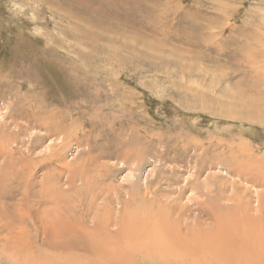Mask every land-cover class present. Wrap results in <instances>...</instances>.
Segmentation results:
<instances>
[{"label":"rangeland","instance_id":"374dc122","mask_svg":"<svg viewBox=\"0 0 264 264\" xmlns=\"http://www.w3.org/2000/svg\"><path fill=\"white\" fill-rule=\"evenodd\" d=\"M99 1L0 0V197L9 194L0 205L7 220L17 215L9 206L31 213L19 217L18 263L9 255L17 242L0 229V264H93L89 246L64 253L42 242L41 213L56 205L67 224L78 220L74 229L118 243L132 215L178 220L188 237L210 227L211 204L222 211L238 196L234 205L248 201L257 215L258 193L255 230L264 232V0ZM234 162L255 179L239 178ZM260 243L255 264H264ZM141 256L132 264L166 262ZM173 257L189 264L191 254Z\"/></svg>","mask_w":264,"mask_h":264},{"label":"bare ground","instance_id":"6f19581e","mask_svg":"<svg viewBox=\"0 0 264 264\" xmlns=\"http://www.w3.org/2000/svg\"><path fill=\"white\" fill-rule=\"evenodd\" d=\"M79 1L87 2L89 4H92L93 3V0H79ZM100 1H99V3H100ZM103 9L105 10V8H103ZM106 9L108 10V8H106ZM82 10H84V8ZM94 17H97V16L94 15ZM98 17L100 18V16H98ZM1 135H2V133H1ZM28 149H31V147L28 148ZM249 163H251V162H249ZM227 164H229V163H227ZM232 164H233V162H232ZM247 165H249V164H247ZM231 166H233L235 172L238 173V177H239V175H244V176L249 175V176H251L252 179H255V177H254L255 174L252 173V169L251 170H248V168H250V167H248V168L246 167L245 168L244 167L245 165H242V164H239V163H235L234 165H231ZM258 170L261 171V172H256V176L257 177H262L264 179V164L263 163H262V167L260 169L258 168ZM232 172H234V171L232 170ZM20 174H22V173H20ZM3 175H4V173H3ZM241 177H243V176H241ZM244 179H245V177H244ZM16 181H17V179H16ZM23 181H24V179H23ZM13 182H15V181H13ZM25 182L26 181H24L23 183H25ZM49 187L50 186H47V188H49ZM53 187H56V185L54 184ZM3 188L5 189V187H3ZM47 188L45 189L46 192L44 194V195H46V197H47V194H49V192L47 191ZM7 190H8L7 192L10 191V194H11V189L10 190L7 189ZM183 190H186V189L183 188L182 190H179V192L182 193V192H184ZM251 191H250V193H251ZM4 192H5L6 195H9V194L6 193V191H4ZM12 193L15 194V192H13V191H12ZM18 193L20 194V192H18ZM153 194H155V196H156V192H153ZM4 195H2V197H0V199L3 198ZM11 195L9 196V199H12L13 200L11 202L13 204V202L15 203V200H16L15 197H16V195L15 196L14 195L11 196ZM99 195L101 196V194H99ZM216 195H217L216 196V200H217V199L221 198L220 195H222V194H220V195L219 194H216ZM63 196H64V194H61L57 198V201L56 202L60 201V199H62V198L63 199L66 198V196L65 197H63ZM259 196H260V194L256 193V198L255 199L257 200V205H260V207L256 211L260 213L261 212V206H262V204L258 201ZM18 198H19V196H18ZM21 199L22 198L20 196V198L18 200H21ZM26 199H25V201L28 200V199L27 200ZM236 199H237V201H239L241 198L239 199L238 196H237ZM5 200H7V199H5ZM6 202L10 203L9 200L6 201ZM105 202H106V200H105ZM246 202L247 203L246 204H243V205H234L235 204L234 203L231 207H230V204H229V207L230 208L227 206L228 208L226 207L227 209H222V211H220V207H218V206L215 207L216 205L214 203H213L214 204L213 207H212V204H211V210L209 211V213L211 215L212 222L211 223L209 222L210 223L209 224L210 227L209 228H207V227L205 228L204 227L205 230H202V231H200V228L199 229L193 228V229H196V230H192L187 235L188 237H186V236H181L180 237V235L178 234V232H177L178 228H176V227H178L177 226L178 224L175 223L178 220H176L174 222L175 224L173 223L174 225L173 224H167L164 221L163 222L160 221L159 216H157L158 218H154V217L152 218L151 217L152 219H150V220H148L146 222H143V219H146L144 216L143 217L141 216L142 218H139L138 216L131 214L132 216L129 218V220L123 221L119 225H118V223L116 224V225H118L119 229L115 232L116 234L113 235V236L117 238L116 240L119 241L118 243H114V241L112 243H110L111 241L109 242V241L106 240L108 237L105 239L106 236L105 237L104 236H100V235L97 236L96 234H94V235L93 234H90V233L87 234L85 232L82 233L81 232V229H82L81 227H80L81 229H74V226L77 225V221L78 220L77 221H72V222L69 221V223L67 224L66 223V219L59 217L60 215L62 216V214L59 213V210H58L59 207H58V205H56L55 208H52L53 209L52 212L41 213V216H42V217H40V222L42 224L41 231H42L43 234H46V235H43L41 237V239H42V242L43 243L45 242V244H47V246L50 249H52L53 251L60 249L64 253H66V251H69L70 249H78L80 246H89L91 248V250H90L91 253H93V264H132L135 259H133L131 257L134 256V255H136L137 253L139 255H142L143 258L150 257V259H151V256H154V258H156L158 261H160V259L163 258V260L165 259V261H166L165 264H169V261H168L169 255L174 256L173 257L174 260H175V256H176V259L177 260H181V262H182V260H184V259L187 260V258H189L187 256L190 255V254H191L190 260H192V264H255V251L258 248V246H260V244H261L260 243L261 237H262V239H264V232L259 233L258 231L255 230V224L257 222L255 220V216L256 217H262V216H260L259 213L257 215H255V213H256L255 212V207H251L250 203L248 201H246ZM1 203H2V201H1ZM89 203H90V201H89ZM129 203L130 202H128V204ZM140 203H142V202H140ZM26 204H25V207L27 206ZM163 204H165V203H163ZM174 204H176V203H174ZM179 205H181V204H179ZM1 206H2V204L0 205V209H1ZM92 206L93 205L91 203V205H89V211L92 208ZM95 206L99 207L98 204H96ZM135 206H136V204H135ZM10 208L13 209V212L16 210V212H17L16 214L17 215L14 214L13 215V218H11L12 220H7V218L5 217L6 216V214H5V209L6 208L5 207H2V209L0 211V214H1L0 215L1 216V218H0V221H1L0 229H1V232L4 231L5 233L8 230H10V232L8 233V237L5 238V236H4V238H5L6 241L9 240L11 242H15V241L17 242L16 245L14 243L11 244L12 245L11 246V254L9 253V255L12 257V261L14 263H18L21 260V255H22V253H20V251H19L20 248H22V247H20V245L24 243V240H26L25 238H23V236H24V231H23V228H22V224L23 223H21L22 222V219H20V218L22 216L23 217L26 216L28 213L31 215V213H30V210L28 212H26L27 210H24L25 208L23 209V207L20 209V212L22 211V214H19V209L12 208V207L9 206L8 209H10ZM165 208H166V204H165ZM95 209H96V207H95ZM133 209H134V207H133ZM143 209H144V214H145L146 213L145 212L146 209L145 208H143ZM195 209H197V208H195ZM169 210H170V208H169ZM235 210H238L240 212V215H239L240 219H239L238 223H236V224L234 223L233 218L230 216ZM133 211H135V210H133ZM140 211L141 210H139V212ZM42 212H44L43 209H42ZM135 213L137 214V212H135ZM11 214H12V211H11ZM11 214H10V216H12ZM86 214H87V212H86ZM140 214L141 213H139V215ZM148 214H149V212H148ZM154 214H155V211H154ZM150 215L151 214L148 215L149 218H150ZM160 216H164V215H160ZM166 216H168V215H166ZM112 217H113V215H112ZM123 217H122V219H124ZM38 218H39V216H38ZM160 218H162V217H160ZM169 218H172V217L170 216ZM26 219L27 218H25L24 220H26ZM197 219H198V215H197ZM199 219H200V217H199ZM111 220H113V219L111 218ZM26 222H27V220H26ZM115 222H117V221H115ZM177 223H179V222H177ZM93 224H94L95 227L98 228V226L100 227V225H103L104 223L102 224V222H101V224H99L98 222H94L93 221ZM184 225L186 226V224H184ZM184 225H182V226L184 227ZM185 230H186V228H185ZM189 230H190V228H189ZM17 233H18V235L15 236ZM98 233H101V232H98ZM105 233H106V231H105ZM195 233H196V235L197 234L198 235L201 234V238L200 239H201V241H204V244L203 245L195 240L196 237L193 236V234H195ZM19 236H22L23 239H19ZM84 238L85 239L87 238L86 239L87 240V244H82V242L86 241V240H84ZM123 238H125V239H123ZM88 241H89V243H88ZM129 252H132L133 255H130ZM27 255H30V254L28 253ZM76 256L77 255L75 254L74 257H76ZM72 257H73V255H72ZM134 258H136V257H134ZM30 259H31L30 260V264H32L33 261H35V260H36L35 262L37 264H61V261H60L59 258L52 257V256L51 257L50 256H48V257L44 256V258H40L39 256H37V257L32 256V258H30ZM137 259H139V258H137ZM81 260H82V258H81ZM140 260H137V261H140ZM169 260H170V258H169ZM190 260H187V261H189L188 262L189 264H190ZM7 261H8V259H7ZM74 261H76V260H74ZM147 261H148V259H147ZM83 262H84V260H83ZM152 262H154V261H152ZM177 262L179 263V261H177ZM66 263H67V261H65L63 264H66ZM145 263H146V261H145ZM23 264H24V262H23ZM73 264H75V263H73ZM82 264H84V263H82ZM151 264H157V263H151ZM184 264H187V263H184Z\"/></svg>","mask_w":264,"mask_h":264}]
</instances>
